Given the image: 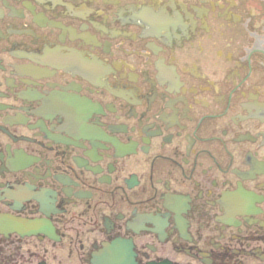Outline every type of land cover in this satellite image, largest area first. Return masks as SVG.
I'll use <instances>...</instances> for the list:
<instances>
[{"label": "flooded vegetation", "instance_id": "af4514ba", "mask_svg": "<svg viewBox=\"0 0 264 264\" xmlns=\"http://www.w3.org/2000/svg\"><path fill=\"white\" fill-rule=\"evenodd\" d=\"M0 264H264V0H0Z\"/></svg>", "mask_w": 264, "mask_h": 264}]
</instances>
